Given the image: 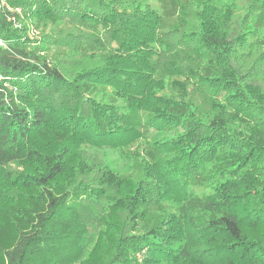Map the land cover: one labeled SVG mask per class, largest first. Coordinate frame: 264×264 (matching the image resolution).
Returning a JSON list of instances; mask_svg holds the SVG:
<instances>
[{
  "label": "trees",
  "instance_id": "1",
  "mask_svg": "<svg viewBox=\"0 0 264 264\" xmlns=\"http://www.w3.org/2000/svg\"><path fill=\"white\" fill-rule=\"evenodd\" d=\"M210 1L204 0L195 12L198 41L219 58L228 74L222 82L233 85L237 98L259 100L256 86L231 63L233 48L242 36L227 24L232 23L233 3L220 10ZM172 6L183 10L185 4L172 0ZM15 17L0 5V264H58L65 255L70 259L74 253L81 255L86 231L77 213L66 206L69 190L77 175L94 170L96 154L91 151L120 147L133 132L123 111L136 104L175 130L160 139L177 150L180 168L174 175L162 172L160 166L147 169L142 183L123 179L126 193L108 206L105 229L85 258L67 264H192L190 235L209 242L218 236L225 240L229 256L243 255V262L264 264V170L257 175L248 169L252 162L264 159V129L244 130L215 121L212 130L222 134L214 141L212 133L199 131L206 125L191 105L164 94L167 82L157 78L153 61L158 15L146 11L120 20L124 40L119 49L107 55L100 68L78 72L70 82L56 69L37 64L35 55L19 45L11 30ZM66 82L78 84L83 94L109 89L111 102L89 101V117L72 111L58 117L44 106L42 86ZM222 140L229 149L227 156L219 157V163H224L219 183L209 196L191 193L183 186L192 179L188 165L197 163L201 145L216 155ZM10 164L18 167L15 175L7 169ZM144 183L154 188L158 202L181 207L179 215H168L159 228L140 235L137 208L144 201Z\"/></svg>",
  "mask_w": 264,
  "mask_h": 264
},
{
  "label": "rangeland",
  "instance_id": "2",
  "mask_svg": "<svg viewBox=\"0 0 264 264\" xmlns=\"http://www.w3.org/2000/svg\"><path fill=\"white\" fill-rule=\"evenodd\" d=\"M180 1L185 4L183 10L172 6V0H73L67 4L62 0H0V5L17 14L11 30L19 39V45L35 55L37 64L56 69L67 82L78 72L100 68L106 56L119 49L124 40L120 20L151 11L161 18L153 57L159 73L157 78L162 76L167 82L166 96L182 99L193 107L196 117L206 125L199 131L212 133L213 140L221 136L222 130L211 128L215 121L244 130L252 126L264 129V0L210 1L220 10L225 3H233L230 6L232 23L227 24L242 36L241 42L233 48L231 63L245 81L259 90L261 98L253 102L237 98L233 85L222 82L228 78L224 66L198 41L195 12L204 0ZM165 13H173V16L165 17ZM112 19L115 20L111 23ZM67 82L42 86L44 106L58 117L68 111L89 117V101L111 102L109 89L98 94H83L78 84ZM115 103L121 108L120 99ZM141 108L142 104H136L129 111H123L133 132L120 142V147L91 151L96 154L92 162L94 170L87 175H77L70 188L66 206L77 213L86 235L79 246L81 255L74 253L71 259L65 255L58 264L86 257L97 234L106 227L103 218L108 206L126 193L123 179L142 183L147 169L160 166L162 172L174 175L180 168L182 162L176 158L177 150L165 138L160 139L163 135L172 136L175 130L170 131L168 124L153 119ZM218 147L217 154L213 155L207 146L201 145L197 163L188 165L192 179L190 183L185 180L189 186H183L191 193L209 196L219 183L218 172L224 166L219 163V157L227 156L229 148L224 140ZM7 169L13 175L18 173L16 164H10ZM248 169L260 175L264 159L252 162ZM144 185V201L137 208L140 235L159 228L168 215H179L181 207L158 202L151 184ZM121 217L125 223L123 213ZM126 231V235H132L129 226ZM224 242L214 235L212 242L190 235L188 247L192 251V264H249L242 261L243 255L229 256Z\"/></svg>",
  "mask_w": 264,
  "mask_h": 264
}]
</instances>
